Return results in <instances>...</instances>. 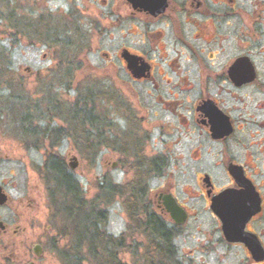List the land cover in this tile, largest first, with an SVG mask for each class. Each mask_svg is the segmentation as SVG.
I'll list each match as a JSON object with an SVG mask.
<instances>
[{"label": "flooded vegetation", "instance_id": "flooded-vegetation-1", "mask_svg": "<svg viewBox=\"0 0 264 264\" xmlns=\"http://www.w3.org/2000/svg\"><path fill=\"white\" fill-rule=\"evenodd\" d=\"M19 27L27 35L28 24ZM72 31L76 61L67 66L93 70L102 83L77 92L85 95L89 153L97 156L100 144L117 153L105 157L106 167L136 175L124 184L103 180L107 202L125 205L134 189L139 217L163 220L172 241L194 219L205 251L264 264V0H72ZM52 162L41 172L45 213L36 187L14 197L0 184L1 254L24 245L42 253L41 243L27 241L32 226L42 237L40 219L46 214L49 232L55 213L72 206V182L64 189L53 182ZM151 179L159 184L150 187ZM104 233L124 248L125 232Z\"/></svg>", "mask_w": 264, "mask_h": 264}, {"label": "rangeland", "instance_id": "rangeland-1", "mask_svg": "<svg viewBox=\"0 0 264 264\" xmlns=\"http://www.w3.org/2000/svg\"><path fill=\"white\" fill-rule=\"evenodd\" d=\"M21 22L28 24L27 35L19 31ZM73 36L72 0H0V51L4 54V59H0L4 63L0 67V184L14 197L36 187L40 211L45 213L41 198L47 187L41 172L43 166L47 164L50 168L49 162L56 159L77 182L79 198L72 206L65 203L54 214L51 231L46 230L50 223L46 214L40 219L45 232L42 237L41 230L32 226L27 241L42 244L40 256L24 245L11 254L0 253V264H27L29 260L35 264H143L145 260L147 237L132 223L133 229L125 231L128 222L125 205L120 200L107 202L101 187L108 178L120 184L131 182L135 173L122 167L115 170L106 167L105 157L116 159L117 153L111 150L104 153L100 144L93 148L98 150L97 156L89 153L92 143L87 137L86 108L78 105L77 92L89 86H101L100 81L95 80L97 85L93 81L100 74L93 70L82 73L74 66L72 76L61 74L69 61L73 64L76 61L72 57ZM93 38L100 42L99 36ZM66 43L71 45L67 47ZM87 54L92 64L101 65L98 53ZM54 71L60 72L56 79L51 77ZM67 108L68 117L62 113ZM72 112L76 120L72 119ZM78 115L80 118H76ZM49 128L55 131L48 132ZM49 154L55 157L49 159ZM71 156H76L78 161L74 169L68 167ZM149 184L153 188L159 183L151 179ZM59 199H64L62 194ZM50 206L54 208L52 202ZM86 212L91 213L90 221L101 217L96 221L100 230L115 235L125 232V247L107 250L98 240L91 239L90 234L81 235L78 231L81 224L78 225ZM85 225L90 226V222ZM195 227L193 219L172 241L177 247L174 264H233L231 255L222 249L205 251L200 245V240L206 237L205 226L201 228L203 231ZM20 250H28L30 256L18 253Z\"/></svg>", "mask_w": 264, "mask_h": 264}, {"label": "trees", "instance_id": "trees-1", "mask_svg": "<svg viewBox=\"0 0 264 264\" xmlns=\"http://www.w3.org/2000/svg\"><path fill=\"white\" fill-rule=\"evenodd\" d=\"M71 44H67L65 46L69 47ZM4 54L2 51H0V59H4ZM65 61V60H64ZM4 63L0 60V67ZM70 64V61L69 63ZM72 72V69L70 67H65L63 72L61 74L65 75L64 77H70V74ZM78 105L85 103V95H79L78 97ZM81 111V110H80ZM63 115L66 117L69 116L70 110L67 108V111L62 112ZM85 115V114H84ZM82 114V117H84ZM76 118H80L78 115ZM72 119H75V115L72 112ZM76 120V119H75ZM81 125V124H77ZM52 170L54 172V179L53 181L55 183H58L60 185H63L61 187H64V185H68L72 182V203L73 201H78V190H77V182L72 177L71 179L65 175V172L63 170V165L60 164V162L56 159L52 160ZM103 191V190H102ZM132 193V199L130 197V201L125 203V208L128 217L131 219L132 224L135 225V228H138L137 230L141 233H143L147 237V245L145 247L146 253L144 255V263L143 264H174V247L172 244V239L170 237V231L165 225V222L161 219H157L154 217L146 216V219H142L144 216H142L143 209L140 206H137L134 204L135 201V191L132 189V191H129ZM81 200V199H80ZM82 206V205H80ZM83 207V206H82ZM139 215L142 217L140 218ZM91 216V213L86 212L82 214V220L83 222H79L80 227H78V231L81 235L84 234H90L91 239L98 240L99 243L104 246L107 250L111 249L112 247H120L121 245L118 243V240L116 238H112L111 236H107L104 233V230H100L96 226V221L99 222L101 217L93 218L92 221H90L89 217ZM103 217V215H102ZM87 222H90V226H86L85 224ZM131 228V227H130ZM133 229V228H131ZM124 240V239H123ZM125 244V243H124ZM125 247V246H123Z\"/></svg>", "mask_w": 264, "mask_h": 264}, {"label": "water", "instance_id": "water-1", "mask_svg": "<svg viewBox=\"0 0 264 264\" xmlns=\"http://www.w3.org/2000/svg\"><path fill=\"white\" fill-rule=\"evenodd\" d=\"M26 69H28V67ZM71 160L72 161H69V165H70V167H72V169H74L78 165V161H77L76 156H72ZM5 199H6V195L2 192V188L0 187V204H2ZM178 223H181V222H178ZM225 230H226V228H225ZM33 251H34L36 256H39L41 254L40 246L39 245H35L34 248H33ZM28 264H32V262H29Z\"/></svg>", "mask_w": 264, "mask_h": 264}]
</instances>
